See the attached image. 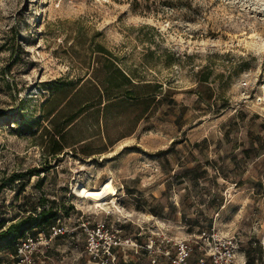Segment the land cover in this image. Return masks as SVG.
Here are the masks:
<instances>
[{
  "label": "rangeland",
  "instance_id": "1",
  "mask_svg": "<svg viewBox=\"0 0 264 264\" xmlns=\"http://www.w3.org/2000/svg\"><path fill=\"white\" fill-rule=\"evenodd\" d=\"M112 64L137 100H107ZM98 222L264 264V0H0V264L53 226L32 264H98Z\"/></svg>",
  "mask_w": 264,
  "mask_h": 264
},
{
  "label": "built area",
  "instance_id": "2",
  "mask_svg": "<svg viewBox=\"0 0 264 264\" xmlns=\"http://www.w3.org/2000/svg\"><path fill=\"white\" fill-rule=\"evenodd\" d=\"M87 237L86 249L98 264H117L118 257L123 251L130 249L135 253L144 250L153 257L157 264H248L237 259L238 240L220 236L218 233L202 230L194 235L195 244L191 239L174 240L170 249L160 248L165 241L156 242L149 239L144 244L122 238L118 230H113L108 224L98 222L93 227L83 224ZM63 229L53 226L48 234L37 233L25 236L16 247L17 264H32L33 255L41 247L48 248L51 242L63 234ZM193 237V238H194ZM169 241V240H168ZM196 257L193 258L194 253Z\"/></svg>",
  "mask_w": 264,
  "mask_h": 264
},
{
  "label": "trees",
  "instance_id": "3",
  "mask_svg": "<svg viewBox=\"0 0 264 264\" xmlns=\"http://www.w3.org/2000/svg\"><path fill=\"white\" fill-rule=\"evenodd\" d=\"M113 69L114 73L118 75V79L115 78V76L108 77L107 83L111 85L112 91L108 94V101H112L115 99V101H125L126 99L129 100H137L139 96H137L134 92H132L129 88V86L134 85L132 82L131 78L128 75H125L119 68H117L114 64ZM120 79V82L118 81ZM149 84V83H148ZM151 96H149L148 100H151ZM111 103V102H109ZM16 180V177L10 179V182H13ZM46 212V211H44ZM27 218L21 219L15 224H12L11 226L8 227L7 230L4 231L5 234H8L9 231L13 228H18L21 224L24 222H27ZM249 264V262L247 261Z\"/></svg>",
  "mask_w": 264,
  "mask_h": 264
},
{
  "label": "bare ground",
  "instance_id": "4",
  "mask_svg": "<svg viewBox=\"0 0 264 264\" xmlns=\"http://www.w3.org/2000/svg\"><path fill=\"white\" fill-rule=\"evenodd\" d=\"M152 217V216H151Z\"/></svg>",
  "mask_w": 264,
  "mask_h": 264
}]
</instances>
